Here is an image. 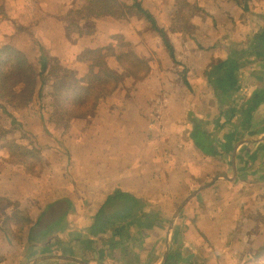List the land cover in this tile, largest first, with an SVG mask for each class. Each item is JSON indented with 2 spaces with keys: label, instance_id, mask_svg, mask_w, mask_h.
<instances>
[{
  "label": "crops",
  "instance_id": "1",
  "mask_svg": "<svg viewBox=\"0 0 264 264\" xmlns=\"http://www.w3.org/2000/svg\"><path fill=\"white\" fill-rule=\"evenodd\" d=\"M103 1L3 3L8 15H0V29L6 24L7 32L0 31V45L8 36L24 55L44 51L81 81L91 64L81 54L112 48L127 54L112 44L120 37L134 47L129 56L138 55L145 72L133 74L117 60L118 51L107 54L114 91L68 126H55L44 110L11 111L23 135L17 146L34 148L43 171L30 174L27 159L0 170L6 202L0 206V264H69L46 257L51 254L83 264H245L264 245V58L239 67L233 79L221 72L234 49L264 31V0H248L247 11L244 0H187L193 11L186 14L178 0H137L164 31L174 59L149 24L139 26L145 20L133 0H117L123 4L118 15L105 11L85 20L74 12L90 2L107 8ZM258 94L262 100L249 108ZM3 115L1 126L11 127ZM117 192L145 204L146 236L136 248L111 247L109 235H81L84 215ZM63 200L74 208L65 230L37 244H28L27 229L8 233L7 224L21 215L31 221L25 228L42 230L60 219Z\"/></svg>",
  "mask_w": 264,
  "mask_h": 264
},
{
  "label": "trees",
  "instance_id": "2",
  "mask_svg": "<svg viewBox=\"0 0 264 264\" xmlns=\"http://www.w3.org/2000/svg\"><path fill=\"white\" fill-rule=\"evenodd\" d=\"M244 5H246L244 10L247 11L248 0H244ZM122 6L123 4H119L118 8L123 9ZM133 6L142 18L148 22L150 28L159 34L166 48L169 50L171 58L174 59L171 45L155 19L147 10L142 8L137 0H133ZM106 12L116 15L122 13L116 11V9H109ZM122 44L128 48V53H120L116 58L120 63L126 64V59L130 57L129 54L132 53L134 47L128 43H123V41H121L119 46ZM1 51L3 53L0 59V107L10 118L11 125L14 126L16 124L15 126L18 129L20 126L17 125L16 118L11 113L13 109H21L23 107L27 109V106L36 103L39 104L40 110L45 111L49 121L55 126H68L75 119L86 118L90 115L98 103L114 91L117 84V81L109 72L105 61L107 54H102L101 51L83 52V54H87L88 56L91 55V60L93 61H91L88 73L84 75L81 81L78 79L79 73L62 67L59 58L50 57L44 51H41L38 58L40 69L38 72L35 71V68L20 53L11 52L8 49ZM5 51L7 53H4ZM253 58L256 60L264 58V31L260 34L257 33L254 38L250 39L246 47L234 49L229 61L231 64L226 66L221 73H226L230 79H233L238 68H243L250 64ZM2 65H5L7 70H2ZM94 66L98 69V73L94 71ZM213 76L215 79L216 75ZM50 77L54 78L51 84L48 82ZM213 86L215 87L216 83ZM219 87L223 91L221 84H219ZM233 88H235L234 81L232 84ZM45 89L46 91L44 92ZM261 100L262 98L258 94L253 99V102L249 103V108L253 104V106L258 105ZM18 149L20 152L25 153V156L29 154L34 156V153H32L34 149L23 148L21 146H18ZM21 157L24 156L21 155ZM27 170L33 175L32 169L27 168ZM0 201L2 200L0 199ZM62 202L65 207L60 219L53 221L42 230L36 231L35 226L25 228L26 223L28 226L31 224V221L26 216L21 215L20 217L17 216L14 220L19 218L23 221V224L19 227H16V225L12 226L13 222L12 224H7L6 229L8 233L15 235L27 229L30 232L28 244H37L39 241H43L57 232L65 230L67 227L66 218L71 215V212L73 213L74 208L69 201L63 200ZM145 208V204L140 199L123 192H117L108 196L95 214L91 216L84 215L86 223L80 229L81 235L84 238L109 235V245L111 247H119L121 250L133 246L134 243L138 246L140 240L146 236L143 224L147 223L146 221L149 217L148 213L145 212ZM47 213L48 211L43 212L38 221L47 215ZM71 236L68 237L69 241H73ZM133 248L136 247L133 246ZM250 256L251 259L246 261L245 264L264 261V245L254 249ZM169 260H171V263H175L173 255H170Z\"/></svg>",
  "mask_w": 264,
  "mask_h": 264
},
{
  "label": "rangeland",
  "instance_id": "3",
  "mask_svg": "<svg viewBox=\"0 0 264 264\" xmlns=\"http://www.w3.org/2000/svg\"><path fill=\"white\" fill-rule=\"evenodd\" d=\"M105 1H106V3L109 2L107 4V8L105 7L104 3H102V2H104L102 0V2H95V3L90 2V3L84 4V5L81 6L80 9H78L77 11H74V12L79 13L81 16H83L85 18V20H88V18L90 16H92L93 14H96V15L97 14H100L102 12L107 11V9L108 10L109 9H116V11H120L121 12L122 8H118V5L119 4H118L117 0H105ZM178 1L180 2L179 3V7H180L181 13L183 12V13L186 14V13H189V11H191V10L193 11L192 5L189 6L188 4L185 3V1H187V0H178ZM4 2H5V0H0V15L1 16H4V15L7 16L8 15L7 14L8 7L3 4ZM135 10L137 11L136 8L134 9V11ZM134 11H132L131 14H133ZM96 22H101V21L100 20H97ZM137 23H139V26L140 27H144V29L146 28V24H148L147 21H144L142 23L140 21H138ZM4 27H6V24L2 26V28L0 29V31H4L3 35L5 36L7 30ZM74 31H75V29H74ZM89 32H84L82 34L85 35V36H87V34ZM3 40L5 41V43L2 44V45H0V59H1V55L3 53V51H1V50H3V49H8L11 52H17V50L11 45V41H13L12 39H9V37L7 36V38H4ZM120 43H121L120 37H116V38L113 39L112 44L117 49L120 47L119 46ZM24 45H25V49H26L27 46H29V43L28 44H25V42H24ZM121 46L125 50L128 49L127 47H123L124 46L123 44ZM142 49L145 50V47L143 46ZM31 51L32 52L29 51L28 54L26 53L27 55H24L22 52H17V53H20L21 55H23L24 57H26L28 63L32 67L35 68V71L36 72H38V71H40V69H39V63H38V58L40 57V56L38 57L39 51H38V49H34V48H32ZM117 51L118 50H115L114 48H112V49H107L104 53L112 54L113 52H117ZM118 52L121 53L122 51H118ZM4 53H7V51H5ZM140 55H141V52H140ZM134 57L135 56H134V53H133V57H130V58H127L126 59L127 60L126 67H127L128 70H131L133 72V74H136V75L139 76L142 73H144L145 70L142 69L138 65L139 60L137 61L138 58H136V57H138V55H136L135 58ZM80 58L82 60L86 61V62L93 61V60H91L92 59V56L91 55L88 56L87 54H81ZM1 68H2V70H4V69L7 70V68H5V65H2ZM99 70H100V68H99ZM95 72L98 73V69H96ZM53 80H54V78L50 77V79H49L48 82L51 84L52 82H50V81H53ZM45 91H46V89L44 90V92ZM38 102H39V100H38ZM0 106H1V104H0ZM25 108L26 107H23L21 109H13V110L16 112V111L23 110ZM27 108L28 109L29 108L32 109V111H35V110H38L39 109V104L33 103L30 106H27ZM3 114H4V112L2 111V109L0 107V116L1 117L4 116ZM7 122H8V120H6V123ZM5 127H7L6 129H8V130L4 129L1 126V124H0V170L3 169L4 167L6 168L8 166H15L16 164H21V162L24 159H27V161H29L31 164L28 165V166L25 165V168L26 169L27 168L32 169V173L34 175H36V176L37 175H40L41 172L43 171V162L39 158V153H37V151L34 148H32V146H31V148L34 149V151H32V153H34V156L32 154H29V155L25 156V153L20 152V150L18 149V146H17L18 144L16 143V142H20L21 143V139L20 138H21V136H23L22 133H21V131H19V129L16 128L15 125H14V127L13 126L9 127L6 124ZM13 129L16 130L15 131V134L11 133L12 136L11 135H7V132L10 131V130H13ZM6 137H10V138L7 140V139H5ZM20 154L23 155L24 157H21ZM4 202L5 201H0V206H4L5 203H6V202L5 203ZM25 214H27V213H25ZM12 222H13L12 226H15L16 225V227H19V226H21L23 224V221L21 219H19V218H17L16 220H13ZM16 234L15 235L18 236V233H16ZM91 257H90V260L93 259V255H91ZM17 259L18 258H15L16 261H17ZM83 260H85V259H83ZM95 260H97V259H95ZM22 262H24V261L22 260ZM52 263L53 262H48L47 264H52ZM252 264H264V261L254 262Z\"/></svg>",
  "mask_w": 264,
  "mask_h": 264
},
{
  "label": "water",
  "instance_id": "4",
  "mask_svg": "<svg viewBox=\"0 0 264 264\" xmlns=\"http://www.w3.org/2000/svg\"><path fill=\"white\" fill-rule=\"evenodd\" d=\"M47 258H57V259H61V260H64L66 262H68L69 264H83V263H80L68 256H65V255H61V254H51V255H47L46 256ZM42 260V259H41Z\"/></svg>",
  "mask_w": 264,
  "mask_h": 264
}]
</instances>
